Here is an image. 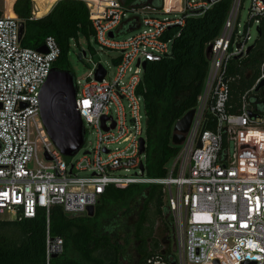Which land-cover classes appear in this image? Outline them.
<instances>
[{
  "label": "built area",
  "instance_id": "built-area-1",
  "mask_svg": "<svg viewBox=\"0 0 264 264\" xmlns=\"http://www.w3.org/2000/svg\"><path fill=\"white\" fill-rule=\"evenodd\" d=\"M83 1L96 43L118 55L112 77L111 67L99 60L84 81L75 79L85 144L71 158L55 148L40 117V93L61 54L57 41L48 37L45 53L23 47L19 18L0 15V220L34 219L44 212L49 224L53 207L68 215L87 214L110 186L157 185L174 227L177 264H264V85L258 89L264 62L236 113L227 76L231 61L246 57L259 36L253 37L251 29L258 33L264 0H250L244 29L242 0L233 1L220 36L210 43L191 127L164 178L141 171L146 161L141 139L147 147L143 64L171 55L187 19L223 0H173L174 11L165 3L158 11L125 7L119 0ZM131 18L138 26L120 34ZM173 27L179 32L168 37ZM100 66L106 71L101 82L96 80ZM91 132L96 140L87 149ZM64 250V239L47 231L45 264H55ZM160 260L150 258L147 264H167Z\"/></svg>",
  "mask_w": 264,
  "mask_h": 264
},
{
  "label": "trees",
  "instance_id": "trees-1",
  "mask_svg": "<svg viewBox=\"0 0 264 264\" xmlns=\"http://www.w3.org/2000/svg\"><path fill=\"white\" fill-rule=\"evenodd\" d=\"M233 1L223 0L204 15L188 18L178 37L179 28H171L167 35L175 37L172 54L161 62L148 63L145 69L140 92L147 115L145 172L149 178L166 177L167 167L181 149L172 144L175 124L198 105L209 67L207 48L220 36ZM119 2L125 7L164 8V0ZM34 11L31 0H14L13 12L23 27L22 46L37 50L53 37L61 50L55 68L70 71L71 43L79 46L80 38L88 42L95 39L89 7L83 0H58L42 18H35ZM137 26V19L131 18L120 34ZM259 30L251 52L244 58H234L228 67L232 113L238 112L243 94L260 76L264 19ZM163 206L161 186H110L100 197L93 217L68 215L56 206L49 224L44 212L34 219L0 220V264H45L47 231L65 242L64 253L54 260L55 264H147L154 257L177 264L175 247L159 251L160 242L155 241L150 248L156 219H163L168 230V224H172Z\"/></svg>",
  "mask_w": 264,
  "mask_h": 264
},
{
  "label": "water",
  "instance_id": "water-1",
  "mask_svg": "<svg viewBox=\"0 0 264 264\" xmlns=\"http://www.w3.org/2000/svg\"><path fill=\"white\" fill-rule=\"evenodd\" d=\"M21 35L23 34V27L20 28ZM260 35V30L258 29ZM110 37H114V33H110ZM251 45L247 54L253 49ZM213 45L207 48V54L212 52ZM39 52L45 53L46 48L42 46L38 49ZM86 52L79 54L80 59H84ZM143 67L146 69L147 64ZM106 71L100 66L96 73V80L101 82L105 77ZM264 85L261 82L258 89ZM77 89L75 85L74 75L70 71L60 70L54 68L40 93V117L44 129L57 150L64 157H74L83 148L85 144V129L81 115L77 109L76 104ZM195 110H191L184 117L179 120L174 127L172 135V144L174 146H181L186 134L189 132ZM140 153L146 152V141L141 139ZM201 147V144L198 145ZM1 147V146H0ZM45 158L51 161L49 153L45 152ZM142 173L145 172V167L141 166ZM87 215L93 217L95 215V207H89ZM56 258V256H54ZM214 264H218L215 261ZM245 264H254L247 262Z\"/></svg>",
  "mask_w": 264,
  "mask_h": 264
},
{
  "label": "rangeland",
  "instance_id": "rangeland-1",
  "mask_svg": "<svg viewBox=\"0 0 264 264\" xmlns=\"http://www.w3.org/2000/svg\"><path fill=\"white\" fill-rule=\"evenodd\" d=\"M33 3V8L35 10V15L37 18H42L47 15L54 4L58 0H31ZM13 3L14 0H0V15L5 16H13ZM37 3V4H36ZM165 3V0H164ZM38 5V8L36 7ZM167 9L170 11H174L175 6L173 5V0H166ZM250 6V0H242V7L240 9L239 15V23L241 24V29H244L248 23V11ZM251 34L253 37L258 35L257 28L255 26L251 29ZM253 42H250L252 44ZM86 52L87 59H80L79 54L81 52ZM118 53L108 51L102 48L98 43H96L95 39H91L89 42L84 38H80L79 46H77L74 42L71 43V50L68 57L69 61V70L74 75V78L79 81H84L87 76L89 75L91 69L93 68V64L102 61V63L110 68V77L114 75L115 66L113 64V59L117 57ZM95 135L91 132L87 136V149L92 147L95 144ZM83 155L81 152L79 155L75 157L74 160L79 159ZM169 220V216L167 217ZM164 220L157 218L155 222V226H153L152 230V237L153 240L150 242V248L154 244L155 241L160 242V249L159 251H164L168 247L172 250L175 247V232L174 227L170 223L168 224L169 230L166 229L165 225L163 224ZM170 222V221H169ZM172 222V221H171ZM150 229V227H149ZM149 229L147 230L149 232ZM150 230V231H151ZM154 248V245H153ZM176 253V248H175ZM157 260V259H156ZM160 261H164L161 259ZM122 264H134L128 261H125Z\"/></svg>",
  "mask_w": 264,
  "mask_h": 264
},
{
  "label": "bare ground",
  "instance_id": "bare-ground-1",
  "mask_svg": "<svg viewBox=\"0 0 264 264\" xmlns=\"http://www.w3.org/2000/svg\"><path fill=\"white\" fill-rule=\"evenodd\" d=\"M180 1V0H179ZM165 4H166V0H165Z\"/></svg>",
  "mask_w": 264,
  "mask_h": 264
},
{
  "label": "crops",
  "instance_id": "crops-1",
  "mask_svg": "<svg viewBox=\"0 0 264 264\" xmlns=\"http://www.w3.org/2000/svg\"><path fill=\"white\" fill-rule=\"evenodd\" d=\"M12 9H13V7H12ZM13 14H14V12H13Z\"/></svg>",
  "mask_w": 264,
  "mask_h": 264
}]
</instances>
